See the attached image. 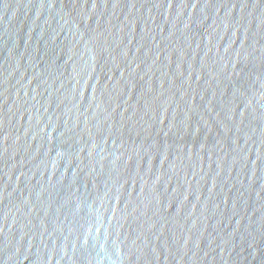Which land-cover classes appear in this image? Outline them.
<instances>
[{
  "label": "water",
  "instance_id": "obj_1",
  "mask_svg": "<svg viewBox=\"0 0 264 264\" xmlns=\"http://www.w3.org/2000/svg\"><path fill=\"white\" fill-rule=\"evenodd\" d=\"M0 264H264V0H0Z\"/></svg>",
  "mask_w": 264,
  "mask_h": 264
}]
</instances>
